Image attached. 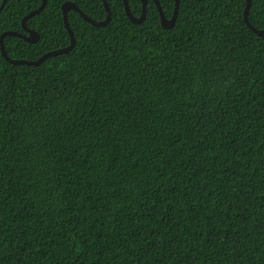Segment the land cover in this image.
Here are the masks:
<instances>
[{"label": "trees", "instance_id": "obj_1", "mask_svg": "<svg viewBox=\"0 0 264 264\" xmlns=\"http://www.w3.org/2000/svg\"><path fill=\"white\" fill-rule=\"evenodd\" d=\"M64 1L27 19L36 42L6 35L8 56L66 46ZM40 2L6 0L0 33H26ZM107 2L103 26L67 12V53L0 51V264H264V34L246 0H179L170 28L153 0L138 24ZM248 20L264 28V0Z\"/></svg>", "mask_w": 264, "mask_h": 264}, {"label": "water", "instance_id": "obj_2", "mask_svg": "<svg viewBox=\"0 0 264 264\" xmlns=\"http://www.w3.org/2000/svg\"><path fill=\"white\" fill-rule=\"evenodd\" d=\"M173 1H174L173 12H172L171 16L169 18H167L161 9L159 0H153V2L155 3V5L157 7L158 14L160 17V25L164 28L172 27L174 22H175V19L177 16V11H178V6H179V0H173ZM5 2H6V0H2V2L0 4V9L3 7ZM122 2H123L125 14L127 15V17L129 18V20L132 23L138 24L144 20L145 15H146V2H147V0H141V12L138 16H135L132 14V12L129 9V5H128L127 0H122ZM45 3H46V0H41V2L37 8L29 11L27 14H25L21 18V26H22L23 31H25L26 33L18 32L15 30H5V31L0 33V51H1L2 56L9 63L14 64V65H16V64L38 65L42 61H44L46 58H48L49 56L61 54V53H67L70 49H72L74 44H75V37H74L72 29L69 26L68 19H67V12L70 9L75 10L85 21H87L88 23H90L93 26H103V25H106L110 21V8H109L107 0H102V4H103L104 10H105V17L101 20L92 19L90 16L85 14L73 1L65 0L61 4V11H62L64 26H65L68 34H69V37H70L69 43L64 47L56 48V49L47 51V52L43 53L41 56H39L38 58L33 59V60H28L25 58H11V57H9L5 48H4L3 38L6 35H12V36L20 37L23 40L30 42V43L36 42L39 38V34L36 30L27 27L26 21L29 17L39 13L43 9ZM250 3H251V0H246V2H245V7L243 10V21L255 34L261 36L264 34V28H256L248 20V10H249Z\"/></svg>", "mask_w": 264, "mask_h": 264}]
</instances>
